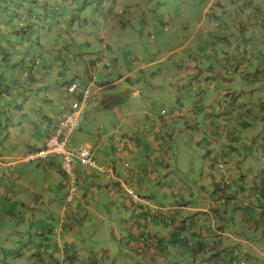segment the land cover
I'll use <instances>...</instances> for the list:
<instances>
[{"label":"crops","instance_id":"0c3cea01","mask_svg":"<svg viewBox=\"0 0 264 264\" xmlns=\"http://www.w3.org/2000/svg\"><path fill=\"white\" fill-rule=\"evenodd\" d=\"M78 3L37 0L19 10L22 20L36 25L37 42L8 71L11 76L19 64L11 80L26 82L29 61L36 59L26 90L19 85L14 92L13 85L4 92L10 79L4 80L0 64V115L6 107V113L40 116L29 130L30 118L23 119L22 137L0 140V264H227L221 256L231 246L244 264H263L264 201L251 187L255 172L264 169V0H118L108 16L110 31L106 25L94 30L97 18ZM49 5L58 9L50 13ZM8 26L0 20L1 39H8ZM94 39L110 62L97 74V105L117 122L102 137V126L93 129L92 143L82 145L102 149V160L96 158L102 171L75 166L79 196L66 215L60 160L37 161L43 182L35 189L25 158L44 146L51 125L68 108L66 83H86L89 62L99 54L91 49ZM72 43L85 46L77 54L82 66L68 64ZM117 45L119 54L109 50ZM55 51L59 60L41 65L42 53ZM51 75L56 82L48 87ZM43 90L49 108L46 102L33 106L29 98L31 91L43 96ZM26 107L35 108L33 116ZM79 120L76 137L87 126ZM125 161L128 168H118ZM220 162L236 196L226 205L212 192ZM117 181L133 186L141 199L133 203ZM243 197L249 208L240 205L237 198ZM105 202L126 212L118 234L111 232L120 237L122 253L114 257L116 247L109 245L107 258L97 260L92 244ZM231 226L232 236L226 235Z\"/></svg>","mask_w":264,"mask_h":264},{"label":"rangeland","instance_id":"374dc122","mask_svg":"<svg viewBox=\"0 0 264 264\" xmlns=\"http://www.w3.org/2000/svg\"><path fill=\"white\" fill-rule=\"evenodd\" d=\"M92 1L91 0H79V3H78L79 4V8L83 9L85 7V10L87 9V11L90 13V15H92L91 17H96L97 18V20H98L97 26L92 25V28L94 30L99 31L100 30V26L106 25V27H107L106 30H109L110 31L112 28H110V24H109V19L110 18H108V16H109V13L110 12H113L115 10V8L111 9V7H113L115 5V3H117L118 0H92ZM102 2L104 3V5H102ZM193 9L194 8H192V10H191L192 12H193ZM253 12L255 13V11H253ZM192 15H194V14H192ZM109 31H108V33H109ZM35 39H36V35L34 34L31 37V40L32 41H35ZM143 41L144 42H147V36L146 35H144ZM71 46L72 47L74 46L73 47L74 48L73 49V51H74L73 56L75 55V57H73V56L72 57H69L68 64H71L72 63L73 65L76 64V66H78V67L79 66H82V64L79 61V58H78L77 54H80V53L84 52V47L85 46L84 45L73 44V43L71 44ZM126 46H127V44H126ZM72 47H68V48H72ZM24 48H25V45L24 44H20L18 46V48H16L17 50H15V52H13L12 58L13 59L14 58H19L20 57V54H22L24 52ZM91 49L96 54L99 53L98 56H103V55H101V53L104 51V49H103V46H102V42H100V40L94 39L93 41H91ZM111 49L115 50V53L116 54H119L120 53V47H118V45L115 46V47L114 46L110 47L109 50L111 51ZM45 50H46V48H45ZM52 53H53L52 55H48L47 53H42L43 54V57L40 59L41 65H44V64H49V65L54 64V62H55L54 58H57V60H59L58 51H55V52H52ZM84 55L86 56V53H84ZM107 57L109 58V56H107ZM107 57L105 56V59L106 60H107ZM64 59H66V58H64ZM14 61H15V59H14ZM12 62H13V60H12ZM41 65H39V66H41ZM9 66L10 65H8V64H7V66L4 65L2 67L3 69L1 71V74L3 73L4 80H7V82H9V79H10V82H9L10 85L8 86V88H6L5 86H2L3 91L5 90L4 92H7V89L9 90V88H11V89L15 88V87H13V85L17 86L15 89H13L14 92H15L16 89L17 90L19 89V85H21V87L24 90H26V86L29 85V83L32 81L30 79V77H31L32 74L30 72L25 71L24 77L26 79V82L27 81L28 82L26 83L25 81H21L18 78L17 83H16V82L12 81L11 78H13L14 75L18 73V70L20 68L19 67V64H17L18 67L16 66L15 71L11 74V76H10V72L8 71V67ZM5 68H7V69H5ZM99 73L100 72H98V74ZM115 74H116V72H115ZM69 77L70 76L67 75L64 78L68 79ZM99 77H101V75H99ZM45 81L48 83V84H46V86H48V87H50L51 85H53L56 82V80L54 79V77L52 75L49 76V78L46 79ZM21 82L22 83H25V86ZM33 83H34V80H33L32 84ZM65 83H66V81H65ZM95 90H96V87H95ZM27 92H28V90H27ZM40 92L41 91L35 93L34 91H31L29 93L30 94V97L29 98L30 99L31 98L32 99H35V101H36V105H33V106H39V105L45 104L46 101H43L42 99H46V97H45L46 93L43 90V96H41L40 95ZM96 95L94 96V98L91 99V101L89 102V104L84 109L83 114L81 115L82 121H84V120L87 121L86 122L87 123V126H86L85 129H83V132H84L83 135L84 136L81 135V136H77L76 137L74 135V133L71 136V141H70V144L68 145V148L70 150H72V151H77L78 148L80 146H82V145H85L84 143H86V142L92 143L91 140L93 139L94 133L91 132V131L93 129H97L99 126H102L103 127V133L100 134L101 137H102V136L106 135L107 132H109L113 128V125H115L116 122H117V121L115 122L112 119V114L109 111V109H107V108H105V109H99L98 108V105L97 104L99 102H98V96H96ZM22 100H24V99H20L19 98V100H18L19 105L18 106L21 105ZM46 104H47V107H45V108H49L50 105L47 102H46ZM24 105H23V107H24ZM28 108L29 107H26L25 108V110H26L25 113L27 112V109ZM6 109L7 108L5 107L4 108V112L1 113V115H0V134L2 135V137L0 138L1 142H4L6 140V138H10L9 137L10 135L16 134V133H17V136L18 137H22L21 136V133H22V130H24L23 128L27 127L28 130H29L30 129L29 125H31L30 122L33 121L35 118L40 117L39 114L37 115V117H26V116L18 115L16 112H14L15 109L14 110L10 109L11 111H8L6 113L5 112ZM34 109L35 108H32V109L29 108L28 109V111H30V113H31V116H33V114L35 112V111H33ZM152 112H154L156 115L159 114V113H157L158 111L155 108L153 109ZM42 114H43V111H42ZM50 117H51V115H50ZM25 118H30V121L28 122L27 126L25 125L26 123L23 122L25 120ZM112 120L115 122L113 125H112V123H113ZM24 125H25V127H24ZM20 128H22V130H20ZM22 139L23 138H20L18 140V143H19L18 145H21ZM96 140H98V138L95 136V141ZM25 141H23V142H25ZM94 146L95 145H90L91 150L94 151V155L96 156V158L98 157L100 160H102V158H103L102 149H94L93 148ZM7 147H9V145H7ZM17 152H19V151H17ZM110 158L111 159H114V157L112 155L110 156ZM184 162H185V159L183 158L182 164H184ZM29 163L30 164H28V165L31 168V170L29 171V173L32 176V181H33V183L35 184V187H36L35 189H40L41 186H42V182H43V178L41 177L40 173L38 172L39 171V168L38 167L40 165V162L38 163L37 161H30ZM128 165H130L129 162L125 161L124 163H122V165L119 164V167L118 168H120V169H122V168L123 169H126V168H128L127 167ZM89 169H92V168H89ZM92 171L93 172H96L95 169H92ZM66 181H67V178L66 177L64 178V176H61V178H59V180H58V186H59V183L61 182V185L59 187V191L62 192V196L63 197L66 194V187L64 185V183ZM117 183L120 184V181H117ZM58 186H55V185L51 184V188H53V189L57 188ZM77 196H79V191L77 193ZM230 201H233V200H230ZM230 201H227V203L230 202ZM64 204L65 203L63 202V205ZM69 205H70V207H72V206L74 207L75 206V200H73V202L69 203ZM101 207L103 208V212L100 215V219H99L100 221L98 220L100 222V225H95V227L98 228L97 241L92 244V247L95 250L97 249L98 250L97 252H99V255H100V256L97 257V260L101 259V255L105 254L106 253V250H108L110 248V246L111 247H116V248H114L115 249V251L113 252L114 255L112 254L114 257H117L118 256L117 255L118 251H120L122 253V250H121V239H120V237L118 235H116L117 237L115 239L114 237H112L111 232H112V230H114L115 233L118 234V230H116V228H117V225L120 224L119 217H122V216H124L126 214V212L124 213L122 209L120 210V208L117 209V211H116V207H113L111 205V203L109 205V203L105 202V204L103 206H101ZM108 207H109V209L112 210L110 212L111 213L110 215H107L106 214V211H107V208ZM154 207H156V205ZM165 208H167V207H165ZM152 209L154 211V208H152ZM69 210L70 209H68V210L66 209V211H65V214L66 215L70 213ZM231 229H232V226L230 227L228 233H226V232H224V233L226 235L228 234V235H231L232 236L233 232H232ZM109 233H110V235H109ZM13 240L14 239L12 238L10 240V242L13 241ZM6 241H7V239L4 240V242H6ZM83 244H88V240H85L83 242ZM99 246L102 247V248L99 249ZM258 247L261 250L263 248V247H260V246H258ZM95 250H94V254H95ZM228 251L229 252H225V253L223 252L222 253V256L221 257L223 258V260H226L224 262L227 263V264H236V263H233L234 260H235V258L237 257L236 256L237 255L236 248L231 246L230 249H228ZM258 251H260V250H258ZM8 252H10V250ZM88 254H89V251L87 252V256H88ZM0 256H1V252H0ZM15 257H17V256H15ZM93 257L94 256H93V252H92L91 258L93 259ZM106 258H107V255H106ZM25 260H27V259H25ZM262 263L264 264V261Z\"/></svg>","mask_w":264,"mask_h":264},{"label":"built area","instance_id":"2783aa9c","mask_svg":"<svg viewBox=\"0 0 264 264\" xmlns=\"http://www.w3.org/2000/svg\"><path fill=\"white\" fill-rule=\"evenodd\" d=\"M109 66L110 62L104 59V57H96L90 64L89 74L85 84H81L76 80L66 85V96L69 99L68 108L62 112V115L52 127L44 146L31 151L25 158L26 162L46 160L48 158H58L60 160L61 171L67 178V191L65 195L67 205L75 199L79 191L80 181L75 172V166L77 164L87 169L92 168L96 171H102L90 147L81 146L77 151H72L68 148V145L70 144L72 134L80 123V116L95 95L94 91L98 72ZM218 169L221 172L225 170V164L220 162ZM223 181L225 182L226 179H223ZM119 185L133 203L141 199L140 195L135 192L133 186L127 185L122 181H120ZM226 202L227 200L224 196L219 199V203L221 204ZM144 239V237H140L141 242ZM233 263L238 264L236 259ZM240 264H243V262Z\"/></svg>","mask_w":264,"mask_h":264},{"label":"trees","instance_id":"16d2710c","mask_svg":"<svg viewBox=\"0 0 264 264\" xmlns=\"http://www.w3.org/2000/svg\"><path fill=\"white\" fill-rule=\"evenodd\" d=\"M36 1L37 0H0V20H2V21L4 20V24H9L10 26H8V27L11 28V30H12L8 34V39L7 38H3V39L0 38V64H2L3 66L4 65L7 66V64H8V65H10L8 68H12V69L14 68L15 62H12L13 58L11 56H13V52H15V50H17L16 48H18V46L20 44L25 45L24 52L20 55L30 53L31 47L33 45H36L35 43L37 42V36H36L35 41L31 40V37L35 34L34 32L36 30L35 29L36 25L33 26V24H30V22L27 21L26 19L22 20V16L19 14V10L21 8H23L25 5L33 6ZM53 6L54 5H49L47 7V11L50 13H53L55 10L58 9V8H56L57 5H56V7H53ZM44 13H45V11L43 10L42 15H44ZM39 19H40V17H39ZM29 24L32 26H30ZM12 28H14V30ZM21 33H22V35H21ZM13 34H15V35H13ZM3 36H5L4 33H3ZM20 60L23 61V58H20ZM35 60L36 59L34 58V59H31L29 61L31 63V65H29L28 68H27V64L25 65V67L27 68V72L33 73V70L35 68V66H34ZM5 69H7V68H5ZM53 126H54V124L51 125V130H52ZM224 164H225V170H223L221 172L218 169V171L220 173L219 178L215 182V185H214L212 192H213L215 199L217 201H219V199L222 196L226 197L227 201H230V200L235 201L236 196L231 195L229 192V188L232 185V183H231L232 180H230L229 175L227 173H225L226 172V163H224ZM217 167H218V165H217ZM254 176L257 177L258 180L256 179V183L254 184V188L252 186L251 190L259 192L260 198L264 201V169L261 172H258V173L255 172ZM223 179H226V181L224 182ZM237 199H240V205L242 207L249 208L250 201L247 197L237 198ZM224 204L226 205L227 202ZM224 204H221V205H224ZM235 259L237 260V258H235ZM237 262H238V264H240L243 261L237 260ZM243 264H244V262H243Z\"/></svg>","mask_w":264,"mask_h":264},{"label":"clouds","instance_id":"9594fccd","mask_svg":"<svg viewBox=\"0 0 264 264\" xmlns=\"http://www.w3.org/2000/svg\"><path fill=\"white\" fill-rule=\"evenodd\" d=\"M99 57H103V56H98L97 58H99ZM95 58H93L92 60H90V62H89V67H90V64L92 63V61L94 60ZM71 81H76V80H71ZM71 81H69V82H71ZM77 81H79V80H77ZM69 82H67V84L69 83ZM66 84V85H67ZM65 93H66V90H65ZM79 126V125H78ZM78 128V127H77ZM101 128L99 127V128H97V130H100ZM81 147V146H80ZM94 153V152H93ZM83 167V166H82ZM85 168V167H84ZM87 169V168H86ZM89 170V169H88ZM101 172V171H100ZM61 174H62V176H64L63 175V173H62V171H61ZM65 177V176H64ZM67 182V181H66ZM66 182L64 183V185H65V187H66ZM80 185V184H79ZM66 191H67V189H66ZM66 195V194H65ZM77 196V195H76ZM76 199V198H75ZM74 199V200H75ZM73 202V201H72ZM65 203V209H69L70 208V205L68 204H66V202H64Z\"/></svg>","mask_w":264,"mask_h":264}]
</instances>
